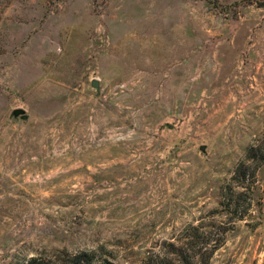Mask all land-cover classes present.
Instances as JSON below:
<instances>
[{"label": "rangeland", "instance_id": "1", "mask_svg": "<svg viewBox=\"0 0 264 264\" xmlns=\"http://www.w3.org/2000/svg\"><path fill=\"white\" fill-rule=\"evenodd\" d=\"M191 226L264 264V0H0V264Z\"/></svg>", "mask_w": 264, "mask_h": 264}, {"label": "trees", "instance_id": "2", "mask_svg": "<svg viewBox=\"0 0 264 264\" xmlns=\"http://www.w3.org/2000/svg\"><path fill=\"white\" fill-rule=\"evenodd\" d=\"M253 150V147H250ZM218 233L211 237L191 226L190 232L176 241L164 242L161 249L150 251L137 261H119L113 250L103 245L95 248L68 252L58 250L53 256L33 255L24 264H206L213 253L221 246L223 237Z\"/></svg>", "mask_w": 264, "mask_h": 264}, {"label": "water", "instance_id": "3", "mask_svg": "<svg viewBox=\"0 0 264 264\" xmlns=\"http://www.w3.org/2000/svg\"><path fill=\"white\" fill-rule=\"evenodd\" d=\"M91 85L93 87H98V82L96 80H92ZM27 116L28 115H27L26 111L22 108H15L10 112V117H13V118L19 117L20 119L24 120L27 118ZM168 127H170V126H168ZM203 149H204V147L202 146L201 150H203Z\"/></svg>", "mask_w": 264, "mask_h": 264}]
</instances>
